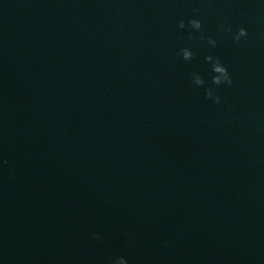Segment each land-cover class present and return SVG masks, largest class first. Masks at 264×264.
I'll return each instance as SVG.
<instances>
[{
    "label": "water",
    "instance_id": "1",
    "mask_svg": "<svg viewBox=\"0 0 264 264\" xmlns=\"http://www.w3.org/2000/svg\"><path fill=\"white\" fill-rule=\"evenodd\" d=\"M118 255L264 264L259 0H0V264Z\"/></svg>",
    "mask_w": 264,
    "mask_h": 264
},
{
    "label": "clouds",
    "instance_id": "2",
    "mask_svg": "<svg viewBox=\"0 0 264 264\" xmlns=\"http://www.w3.org/2000/svg\"><path fill=\"white\" fill-rule=\"evenodd\" d=\"M259 2L261 4H264V0H259ZM187 26L190 27L192 30L198 31L202 27V22L198 18H191L187 21ZM179 27L180 28L186 27L184 20L179 21ZM220 27L221 29H224L226 31H229V32L232 31L231 28H225L224 25H221ZM247 34L248 33H247L246 28L239 27L233 34V39L235 41H239L242 37H245ZM201 39H204V37H201ZM207 44L211 46L212 48H215L217 45V41L212 37H208ZM177 55L181 56L182 59L185 61H191L194 56V52L189 47H182L178 49ZM205 60L212 62L211 67H212V72L214 74L211 76V83L213 85H216V86H221V85L231 86L232 85L233 83L232 74L230 73L228 67L225 66V64L221 62L219 57L217 56L214 57L213 55H207L205 57ZM190 79H191L192 84L195 86L203 87L205 85V79L199 72H193L191 74ZM204 94L206 98L213 100L217 104L221 102V97L217 94L216 88L205 87ZM93 235L95 239L102 238L99 233H95ZM110 264H129V261L125 256L118 255L111 259Z\"/></svg>",
    "mask_w": 264,
    "mask_h": 264
}]
</instances>
